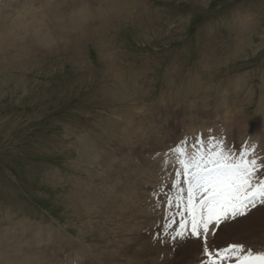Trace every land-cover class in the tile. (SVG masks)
<instances>
[{"label":"rangeland","instance_id":"1","mask_svg":"<svg viewBox=\"0 0 264 264\" xmlns=\"http://www.w3.org/2000/svg\"><path fill=\"white\" fill-rule=\"evenodd\" d=\"M26 1L32 2L29 8L26 6L24 8ZM39 1L22 0L21 7L15 5L11 10L23 19L22 12L32 7L36 12L41 11L39 14L44 17L46 8L44 5L53 6L54 2L58 4L60 13L65 14L69 13V7L71 11L82 4H88L91 8L101 5L99 0H41L38 4ZM130 1H133V4H130ZM7 2L9 0H0V7L5 8ZM124 6L119 0L114 6H108L106 13L108 15L117 13L122 11ZM124 10L127 12L133 10L130 13L135 12V15L128 17V23L122 21L110 26L104 37L97 40H92L101 35L97 30L90 38L80 39V32L75 28L72 36L73 29L67 30V27H63L67 36L62 39L54 36L53 42L49 44L36 47L27 43L24 45L27 50L23 48L22 53L18 51V45L16 48L13 47L14 52L8 51L10 46H7L5 51L0 49V236L3 238L8 233L10 237L13 230L12 232H15H11L12 237L7 239L11 240L13 246L20 238H22L20 242L29 243L28 230L25 226L36 222L39 230L42 229L38 232L42 239L54 237L57 233L52 235V230L56 228L81 238L89 248V251L84 250L86 247L74 239L70 244L67 238L71 236L68 233H66L68 237L62 235L58 238L60 245L56 247L49 242L42 244L33 242L35 245L32 244L34 253L32 258L37 256L35 264L46 263L38 249L47 246L54 248L53 250L57 249L55 251L57 259L61 252L66 254L67 249L71 248L70 245L78 252L76 256L88 259L83 264L86 262L98 264L90 255L101 253L102 250L99 249L103 246L101 242L108 244L109 248L119 255V261L108 258L109 262H114L112 264H153L156 261L175 264L181 251L188 249V246L177 245L179 240L173 242L169 236L164 235L163 229L167 222L164 213L161 214V209L165 212L168 208L167 205L165 209L162 208L161 202L162 199H166V192L154 196V191L156 193L163 190L164 183L150 184L148 186L151 191L150 197L141 192L142 190L135 189L138 190V198L143 201L139 204L144 206L143 210L147 209L150 212L152 220L144 213L142 216H146V220L142 219V222L139 219L137 223L132 224L134 227L130 232L127 231L128 236L125 238L127 240L125 245L128 247L121 245L119 238H124L125 234L117 238L116 226L118 223L124 225L125 222L118 219L127 217L133 208L118 203V198L124 196L119 194V189L122 186L126 187L130 198L129 189L135 188L131 185L130 177L135 174L137 176L142 169H153L150 166L151 160H148L150 157L164 161L162 172H169L170 175L171 172L175 173V159L169 149L174 148L178 141L191 137L198 131L205 132L203 134L206 140L210 136H217V139L227 142L226 144L236 151L243 148L244 143L249 144L248 142L252 140L248 134L241 135L233 130L228 133L222 122L229 118L225 108L234 113V109L229 106L234 85L243 84L244 91L250 94V100L258 95L257 86L264 84V0H129ZM127 12L123 11L124 14ZM45 18L41 20L42 24L43 22L45 24ZM245 18L251 24L254 22V25L242 21ZM3 22L7 21L1 11L0 23ZM88 22L89 20L85 25ZM103 23L106 24V21ZM243 25H246L247 30L242 28ZM4 31L0 30V37L4 36ZM90 32L92 31H88ZM145 66H148V69ZM219 86H222V90L216 99L214 90H219ZM116 89L135 91L139 93L140 99L134 96L136 94L132 95L133 102H121L120 96L115 97V101L109 99ZM245 92L242 96L248 95ZM204 94L210 95V98L212 96L213 99H210L213 107L209 109L212 116L208 119V122L212 123L208 124L196 119L192 121V117L199 116V110L206 106L203 105L204 99L199 97ZM255 100L256 97L246 108L243 116L242 123L245 127L250 117L255 118L256 123L260 119L258 116L264 118V110L255 113L258 107V100ZM178 102L183 106L180 108L171 106ZM186 103L196 105L198 113L186 115L190 110V107H185ZM131 104L134 105V109L129 111ZM164 104L171 105L165 108ZM176 109H182L183 116L176 115L175 120H167L166 114L172 115ZM143 113L146 117L148 114L153 116V119L150 117L151 122H146L144 126L155 124L154 117L159 123L151 125L154 132L151 130L146 135L145 139L150 140V143L145 145V149L139 145L132 148L130 142L143 140V135L133 132L137 126L133 127L126 121L129 120L128 117H132L135 125L142 119ZM189 115L191 118L186 117ZM180 120L188 121L189 124L182 121L178 123ZM176 121L178 124L170 136L167 127L170 125L174 127ZM229 122H233L232 117L229 118ZM123 123L128 128L124 132L121 128ZM251 128L252 126L250 134ZM209 129H212L214 134L209 133ZM257 136H260L259 131L254 135L255 138ZM91 142L97 144L95 148L97 153L94 150L92 152L97 154L99 160H104L102 163L104 162L105 166L99 162L94 168L84 163L86 160L84 149ZM189 143L194 141L189 140ZM155 145H158L159 151L147 152L148 146L154 148ZM97 158L94 159L95 163L99 161ZM109 167L112 170H109ZM153 171L157 172L155 169ZM94 173L97 174L94 186L99 188L97 190L92 188L94 192L108 189L107 195L111 201L119 205L115 204L114 208L109 210L110 219L108 218L106 222L110 224L108 228L112 235L108 238L102 237L105 240L82 233L81 230L87 222L97 220L96 216L87 218L76 208L75 195L79 196L78 190H87L83 182L86 180L92 182ZM161 175L160 181H164L166 174ZM154 180L155 177L151 181ZM131 192L134 195V190ZM135 199L139 200L134 197ZM101 208L107 210L104 205ZM134 208L136 209L135 205ZM114 210L117 218L112 212ZM262 210L252 214L249 212L231 224H222L219 231L216 229L215 238L209 240V244L210 242L213 244L211 247L216 244L215 246L220 248L230 244L228 242H233L253 248L245 243H252L257 237H262L261 242L264 243ZM178 226L179 223L175 229ZM44 227L47 230H44ZM199 241L202 245H199L196 253L200 255L195 258L193 254L190 261H204V242L201 239ZM158 244L160 245L157 246ZM1 246H5L4 239ZM165 248L169 254L165 253Z\"/></svg>","mask_w":264,"mask_h":264},{"label":"bare ground","instance_id":"2","mask_svg":"<svg viewBox=\"0 0 264 264\" xmlns=\"http://www.w3.org/2000/svg\"><path fill=\"white\" fill-rule=\"evenodd\" d=\"M41 1V0H40ZM40 1L38 2V4L40 3ZM119 0H99V2L101 3L98 4L96 6V8H91L88 4H82V5H79V6H76L74 9H72L70 11V8H68L69 10V13H60L59 11V8H58V4H56L54 2L53 6L51 5H44L45 8V24L43 22V24L41 23V20L44 19V17H42L41 14H39L41 11L39 12H36L33 10V7L32 9H28V10H24L22 13L23 14V19L21 17H18V13H14L15 11L14 10H11L12 7H14L15 5L17 6H20L22 5V0H9V2H7V5H5V8H2L0 7V12L2 11V14H3V18L6 19L7 22H3V23H0V30H5L4 31V36H1L0 37V49L2 50H6L7 49V46H10L8 48V51H12L14 52L13 50V47L16 48L19 47V52L22 53L24 50H27L25 49L24 45L27 44V43H30L36 47L40 46V45H46V44H49L51 42H53L54 40V36H57V39H62L64 38L65 36V31L63 27H67V30H70V29H73L72 31V36L74 35V28L80 32V39H83L84 37L85 38H90L94 31L97 30L98 33H100L101 35L100 36H97L95 38H93L92 40H97L101 37H104V34L106 33L107 29L112 26V25H115V24H118V23H121L122 21L125 22V23H128V17L129 16H134L135 15V12L134 13H130L131 11L133 10H129L127 12V10H124L127 6H128V3H129V0H120L121 4H125L124 8L122 9V11H119L117 13H112L110 15H108L106 13V10L108 9V6H114L115 5V2H118ZM131 3L130 4H133V1H130ZM50 3V2H49ZM29 4H32V2H29V1H26L25 5H24V8L25 6L27 8H29ZM101 6H103V12H101ZM36 7V6H35ZM35 9V8H34ZM58 13H57V12ZM123 11L127 12L126 14L123 13ZM119 14V15H118ZM89 22L85 25L86 21ZM106 21V24L103 23V21ZM242 21H245L246 23H249L251 24L250 22H248L249 20H246V18ZM243 22V24L245 23ZM254 22H252L251 25H254L253 24ZM130 24V23H129ZM248 27V26H247ZM7 28V29H6ZM243 29L246 28V25H243L242 26ZM247 30V28H246ZM88 31H92L90 33H88ZM55 32V33H54ZM247 32V31H246ZM65 40V39H63ZM90 40V39H88ZM86 40V41H88ZM5 42V43H4ZM83 42V41H82ZM24 43V44H23ZM24 48V50H23ZM35 48V47H34ZM238 50V49H237ZM236 53V52H235ZM228 58V57H227ZM213 59V58H212ZM108 60V59H107ZM210 61V60H209ZM228 61V60H227ZM206 62V61H205ZM153 64V63H151ZM156 64V63H155ZM160 64V63H159ZM107 65H110V64H107ZM147 65V64H146ZM209 65V64H208ZM212 65V64H210ZM216 66V65H215ZM146 67V66H145ZM150 67V66H149ZM148 69V66L146 67ZM197 68V67H196ZM214 75V74H213ZM124 76V75H123ZM146 83V82H145ZM221 84V83H220ZM212 86V84H211ZM243 84L241 85H234V92L233 94L231 95V103L229 104V106L231 105V107L234 109V115L232 114V111L229 110V108H225L226 112H227V116L230 118L232 117L233 118V122H229V118L222 122L223 123V128L225 130L228 131H234L235 133H241V135H251V138L252 140H250L247 144L248 145H254L257 149H255V154L258 156V157H261L262 161H264V118L262 116H258L257 118H260L259 121L256 123V120L255 118H251L250 117V120L248 122V124L246 125V127L244 126V124L242 123V120L243 119V116L245 115L246 113V108L248 106H250V104L253 103V99L256 97V100H258V107H257V110H256V114H258L261 110H264V84H259L257 87H258V95L257 96H254L252 98H250L249 100V96L250 94L246 93L244 91V88L242 87ZM144 87V86H143ZM119 88V87H118ZM171 88V87H170ZM212 89V88H211ZM117 91L115 93H111V96H109V99L111 100H114L115 101V97H119L120 96V99L122 100L121 102L123 101H132L133 102V99H132V95L133 94H136L134 96L138 97L139 98V93H136L135 91H131L130 89H128L129 91L125 90V89H116ZM222 90V86L220 87L219 86V90H214V98L217 99V97H219V93L221 92ZM225 92V91H224ZM244 92L245 94H248L246 96H242L244 95ZM226 93V92H225ZM254 93V92H253ZM179 94V92H178ZM213 94V93H212ZM185 95V94H184ZM230 95V94H229ZM255 95V94H254ZM199 97H202L204 99V103L203 105L205 107H203L204 109H202L201 111L199 110V116L197 117H192V121L194 122V120L196 119V121H202L204 124H208V123H212L211 121L208 122V119L212 116L210 115V112H209V109L213 107L212 103L210 102V99H212V96L210 98V95L208 94H204V95H200ZM131 98V100H130ZM138 98H135L136 100ZM146 98V97H144ZM185 99V97H183ZM226 98V97H225ZM140 99V98H139ZM191 100V99H190ZM202 100V99H201ZM213 100V99H212ZM255 100V101H256ZM142 101V100H141ZM215 101V100H214ZM254 101V103H255ZM220 102V101H219ZM228 102V101H226ZM139 103V102H138ZM145 103V101H144ZM195 103V102H193ZM120 104V103H118ZM137 104V103H136ZM143 104V103H142ZM226 104V103H225ZM244 104V105H243ZM160 105V104H159ZM165 105V108H167L169 105L171 104H164ZM255 105V104H254ZM171 106H173L174 108H180L181 106H183V104H180V102L178 103H174L172 104ZM207 106H210L209 108ZM134 105L131 104V106L129 107V111L134 109L133 108ZM185 107L189 108L190 107V110L189 112H186V115L187 113H189L190 115H193V114H197V106L196 105H193V104H190L188 105V103L185 104ZM217 107V106H216ZM214 107V108H216ZM222 107V106H221ZM186 108V110H187ZM207 108V109H206ZM213 110V109H212ZM220 110V109H219ZM188 111V110H187ZM134 112V111H133ZM139 112V111H138ZM145 113L147 111H144ZM156 112V111H155ZM212 112V111H211ZM215 112V111H214ZM217 112V111H216ZM215 112V113H216ZM129 113V112H128ZM132 113V111H131ZM135 113V112H134ZM183 113L184 111L182 109H179V110H175L174 114L172 115H168L166 114V117L167 120L168 119H171V120H175L174 117H176V115H181L183 116ZM218 113V112H217ZM216 113V114H217ZM133 114V113H132ZM157 114V113H156ZM145 114L143 113L141 116V120L138 121L137 123H135L134 125V122L133 121V118L132 117H128L129 120L126 121L128 122L129 125L133 126V127H136L134 129L133 132H136L138 134H141L143 135V140H132L130 143H131V147L132 148H137L138 145L142 148L146 147L145 145L149 144L150 143V140H146L145 137L146 135L151 132L152 130V127L151 125H157L159 122L157 121L156 122V119L154 117V120H155V124H151L149 126H144L146 122H151V118L153 119V116L151 114H148V116H144ZM154 115V113H153ZM189 116H186L187 118L190 117ZM215 115V114H214ZM130 116V115H128ZM160 115H158V118H159ZM218 116V115H217ZM226 116V118H227ZM126 117V115H125ZM151 117V118H150ZM120 118V117H119ZM118 118V119H119ZM127 118V119H128ZM191 118V117H190ZM236 118V119H235ZM263 118V119H262ZM137 119V118H136ZM166 119V118H165ZM109 120V119H108ZM139 120V119H138ZM255 120V122H254ZM116 121V120H115ZM182 120H180L178 123H180ZM191 121V120H190ZM223 121V120H222ZM183 123H188V121H182ZM244 122V121H243ZM254 122V123H253ZM120 123V121H119ZM175 125L174 127L170 125V127H167V130H170L168 131V134L170 136H172V132L175 130V127L176 125L178 124L177 121L174 122ZM202 123V124H203ZM232 123V124H231ZM253 123V125H252ZM161 124V123H160ZM173 125V124H172ZM216 126V125H215ZM252 126L251 128V134H250V127ZM234 127H236L234 129ZM255 127V128H254ZM123 132L124 130H128V128L126 126H124V123L122 124L121 126ZM159 128V125L158 127ZM215 128V127H214ZM109 129V128H108ZM156 129V128H155ZM121 130V129H120ZM219 130V129H218ZM115 132L117 130H114ZM153 131V130H152ZM221 131V130H220ZM260 132V136H257V138L254 137V135L257 133V132ZM114 132V133H115ZM154 132V131H153ZM163 132V131H162ZM222 132V131H221ZM121 133V132H120ZM161 133V132H160ZM213 133V132H212ZM220 133V132H219ZM106 134V133H105ZM112 134V133H111ZM110 134V135H111ZM214 134V133H213ZM225 134V132H224ZM108 135V133H107ZM151 135V134H150ZM154 135V134H153ZM216 135V134H215ZM220 135V134H219ZM113 136V135H112ZM121 136V135H120ZM133 136V135H132ZM140 136V135H139ZM156 136V135H155ZM214 136V135H213ZM233 136V135H232ZM239 136V134L237 135ZM142 137V136H141ZM217 137V136H216ZM149 138V137H148ZM240 139V138H239ZM255 139V140H254ZM238 140V139H237ZM105 141V140H104ZM124 141V137H123V140ZM129 141V140H128ZM227 141V140H226ZM120 142V141H119ZM126 142V141H125ZM123 142V143H125ZM118 143V142H117ZM122 143V142H121ZM227 143V142H226ZM244 143V142H243ZM245 144V143H244ZM88 147L86 149H84L85 151V162L89 167L91 166H96L99 162L101 165H104L102 163V161L104 160H99L95 153H93L92 151L94 150V152L97 153V151H95L96 149V146L97 144L95 142H91V144H87ZM107 145V144H106ZM124 146V145H123ZM246 146V147H247ZM126 147V146H125ZM140 148V149H142ZM145 149V148H144ZM147 152L149 153H153V151H159V147L158 145H155L154 148L153 147H150L148 146L147 148ZM123 150V149H122ZM133 150V149H132ZM137 150V149H136ZM126 151V150H125ZM83 154V153H82ZM158 154V152L156 153ZM95 155V156H94ZM118 155V154H117ZM123 155V154H122ZM89 156L91 158H89ZM100 156V155H99ZM102 156V155H101ZM159 156V155H158ZM162 156V155H161ZM109 157V156H108ZM107 157V158H108ZM113 157V156H112ZM98 159L97 163L94 162V159ZM102 158V157H101ZM163 158V157H162ZM106 159V158H104ZM173 159V158H172ZM171 159V160H172ZM175 159V158H174ZM149 161L151 160V165L153 169H155L157 172H154L153 169H142V172L139 173L137 176L136 174L132 177H130V179L132 180V187H135V188H131L129 189V192H130V198L128 196V189H126V187H121V189H119V194L120 195H124L123 197H119L118 198V203L121 205V206H131L133 209L128 212V216L127 217H122V218H119L118 220L120 222L124 221V225L121 226V224H117V230H118V234H117V238L118 236L122 235L124 236V238H119L120 239V242L121 245L123 246H127V244L125 245V242L127 241L125 238L126 236H128L126 233L127 231L130 232L131 229L134 227L132 224L135 222L137 223V221L140 219L142 221V219H145L146 216H142L144 213H146V215L148 216L149 219H151L152 216L149 215L150 212L146 210H143V207H142V203L143 201H140V199L138 198L139 195H138V190H135V189H139L142 190L141 192H144L145 195H148L150 197V190L148 189V186L152 183H155V184H158L160 183V185L162 183L164 188L163 190V194H165L166 192V199H162V202H161V205H162V208H166V205H167V197L169 196H174L175 194V189H172L171 188V184L173 182V179L175 178V173L171 172V175L169 172L165 173L164 171L162 172V169H163V164H162V161L161 159H158V158H154V157H150L148 159ZM156 161V163H154V161ZM165 160V159H164ZM111 161V160H110ZM113 161V160H112ZM124 161V160H123ZM106 162L108 164V161L106 159ZM114 162V161H113ZM111 162V163H113ZM164 162V161H163ZM173 162V161H171ZM116 163V162H114ZM165 164V163H164ZM171 164V163H170ZM100 165V166H101ZM105 166V165H104ZM111 166V165H110ZM117 166V165H116ZM149 166V167H150ZM168 166V165H167ZM98 167V166H97ZM108 167V166H107ZM114 167V166H113ZM170 167V165H169ZM95 168V167H94ZM110 169L109 170H112L111 167H109ZM120 168V167H119ZM148 168V167H147ZM122 169V168H121ZM172 169V168H171ZM94 171V169H92ZM108 170V169H107ZM119 170V169H118ZM119 172V171H118ZM125 172V171H124ZM136 173V172H135ZM161 173H163L164 175L166 174V178L164 181H160V179L162 178V175ZM134 174V173H133ZM147 175V176H145ZM94 177H90L92 178V182L90 180H86L85 182H83L85 184V187L87 188L86 189H81V190H78L79 192V196L78 194L75 195V198H76V208H78L85 216H87V218L89 217H93V216H96V220L97 221H89L90 223H86L85 224V227L82 231V233H85L91 237H93V235H95L96 237L98 238H101L102 240H105L103 238H108L109 236H111V232H110V229L108 228V224H107V219L109 218L110 219V215H109V210L112 208H114V205L117 204V203H113L111 201V198L110 196L107 195V190L106 189H101L98 193H95L94 190H97L99 188H96L94 186V182H95V178L97 177V174L94 173L93 175ZM111 176V175H110ZM126 176L128 177L129 176V173L126 174ZM142 177V178H140ZM153 177H155V180L154 181H151L153 179ZM104 178V177H103ZM107 178V177H106ZM139 179V180H137ZM117 180V179H116ZM111 181V180H110ZM139 181H141L142 183H140ZM101 183V182H99ZM82 184V185H84ZM96 184V183H95ZM113 184V183H112ZM87 185L89 187H87ZM98 185V184H97ZM106 185V184H105ZM101 186V185H100ZM115 186V185H114ZM128 186V185H127ZM130 186V185H129ZM137 186V187H136ZM94 190H93V189ZM101 188V187H100ZM104 188V186H103ZM113 189V187H112ZM134 190V195L131 191ZM109 191V190H108ZM107 195V196H106ZM111 195V194H110ZM139 199V200H134V197ZM148 197V198H149ZM147 198V199H148ZM74 199V198H73ZM116 199V198H115ZM146 200V199H145ZM134 201L136 203H134ZM78 202V203H77ZM141 203V204H139ZM147 203V202H146ZM104 205L105 206V209H107L106 211L104 210H101V206ZM118 205V204H117ZM134 205L136 206V209L134 208ZM119 206V205H118ZM264 208V205H257L256 208L252 209L250 212L251 214L254 213V212H258V211H261L262 209ZM145 209V208H144ZM117 211V209H115ZM115 210L112 211L114 216L117 218V214L115 213ZM129 207H128V211H129ZM141 210V211H140ZM264 210H262L263 212ZM121 212V211H120ZM164 211L161 209V214H163ZM261 214V212H259ZM250 215V214H249ZM154 216V215H153ZM121 217V216H120ZM175 217H177V215H175ZM123 218H126V220H122ZM155 218V217H154ZM249 219V217H247ZM177 219V218H176ZM241 218H237L236 220H234L233 222H236L237 220H239ZM23 220V219H22ZM129 220V221H128ZM146 220V219H145ZM152 220V219H151ZM243 220V219H242ZM117 221V220H116ZM86 222V221H85ZM143 222V221H142ZM156 222V221H155ZM1 223V222H0ZM22 223V222H21ZM111 223H112V220H111ZM114 223V222H113ZM129 223L131 226H128ZM140 223V222H139ZM138 223V224H139ZM151 223V222H150ZM150 223H148V225H150ZM232 222H227V223H224V225H227V224H231ZM19 224V223H18ZM127 224V225H126ZM145 224V222H144ZM153 224V223H152ZM156 224V223H155ZM20 225V224H19ZM18 225V226H19ZM116 225V223L114 224ZM120 225V226H119ZM223 225V226H224ZM16 226V225H15ZM21 226V225H20ZM61 226V225H60ZM110 226V224H109ZM139 226V225H138ZM137 226V227H138ZM142 226V225H141ZM155 226V225H154ZM79 227V226H78ZM107 230H106V228ZM222 225L219 227V229H221ZM226 227V226H225ZM228 227V226H227ZM12 228V227H11ZM25 228L28 230V237H29V243L28 241L26 243H22V241L20 242V240L22 238H20L19 240L17 239H14L17 240L15 243H17L16 245L14 244V246L12 245V242L11 240H7L9 238L12 237V234L11 231L10 232V237H8V233H7V236H3L2 238V235L0 236V264H35L36 261H37V256L35 258H32V256H34V253H33V245L32 244H38V243H43V242H49L50 244H55L53 247H56L59 244V241H58V238L59 237H62V235H64V237H68L66 233H68L67 231H65L66 233L64 232H61L60 229H53L52 230V235L55 234L54 237H51L50 239H42L40 236V234H38V232L42 229L39 230V226L38 224L35 222V224H26ZM45 228V227H44ZM64 228V227H63ZM112 228V227H111ZM136 228V227H135ZM144 229V228H143ZM231 229V228H230ZM9 230V229H8ZM16 230V229H15ZM44 230H47V228H45ZM114 230V229H113ZM10 231V230H9ZM18 231V230H17ZM24 232H26V230L24 229L23 230ZM79 231V230H78ZM137 231V230H136ZM219 231V230H218ZM221 231V230H220ZM232 231V230H231ZM8 232V231H6ZM15 232V231H14ZM12 232V233H14ZM42 232V231H41ZM49 232V231H48ZM143 232V231H141ZM147 232V231H146ZM2 233V232H1ZM32 233V234H31ZM47 233V232H45ZM81 233V232H80ZM223 233V232H222ZM230 233V232H229ZM22 234V233H21ZM69 234V233H68ZM136 234V233H135ZM147 234V233H146ZM231 234V233H230ZM49 235V234H48ZM71 236V238H67L69 239V242H71L70 244H72V239L78 241L79 243H82L84 247H86L84 250H88L89 251V248L87 247V245L83 242V240H81V238L79 237H76V236H73L71 234H69ZM130 235V233H129ZM132 235V234H131ZM216 235V230H215V234L214 236ZM262 235V234H261ZM26 236V237H27ZM36 238H34V237ZM78 236V235H77ZM133 236V235H132ZM137 236V235H136ZM25 237V238H26ZM103 237V238H102ZM113 237V236H112ZM130 237V236H129ZM115 238V236H114ZM213 238L212 235H209L208 237V240H207V243L209 244V240H211ZM3 239L5 240V246H1V243H3ZM118 239V240H119ZM135 239V238H134ZM139 239V238H137ZM146 239V238H145ZM233 239V238H232ZM243 239V238H242ZM263 238L262 237H257L254 239V241L251 243H245V244H250L254 249H257L256 251L258 250H261V251H264V243L261 242ZM113 240V238H112ZM117 240V239H116ZM200 239H196V238H190V239H186V240H183V241H178L177 245L180 244V246L182 247H185V245L188 246V249H184V251H181V255L178 257V259H176L175 261V264H194V262L197 264H200L201 262L198 261L196 262L195 261H190V258L193 254H195V258L196 256L200 255V253H196L197 250L199 249V245H202L201 242L199 241ZM111 241V240H110ZM144 241V240H143ZM152 241V240H151ZM25 242V241H24ZM34 242V243H33ZM63 242V241H62ZM118 242V241H117ZM135 242V241H134ZM145 242V241H144ZM200 243V244H199ZM228 243H233V242H228ZM227 243V244H228ZM34 244V245H35ZM101 244L103 246H101V253H92L93 255H90V258L91 256L93 257L94 259V262H98V264H103L106 262L108 264H112L114 262H109L108 261V258H110V260H112V258H114L116 261H119L120 260V257L119 255L116 253V251L114 250H111L109 248V245L104 243V242H101ZM131 244V243H130ZM137 244V243H136ZM142 244V243H141ZM190 244H193V245H190ZM97 245V244H96ZM160 244H158L157 246H159ZM71 248L67 249L66 251V254L61 252L60 256H58V258L56 259V252L57 249L53 250L54 248H50L49 246L47 247H42L41 249H38L39 250V254L41 255V258L45 260V264H83L85 261H88V259H83V257L81 256H76V253H78L75 249V247L73 245H70ZM76 246V245H75ZM136 246V245H135ZM140 246V245H138ZM90 247V246H89ZM95 247V246H94ZM128 247V246H127ZM225 247V246H224ZM67 248V247H66ZM130 248V247H129ZM140 248V247H139ZM146 248V247H145ZM83 250V248H80ZM95 249V248H94ZM142 250V248H140ZM81 250V251H82ZM83 250V251H84ZM135 250V249H134ZM137 250V249H136ZM145 250V249H144ZM188 250V251H187ZM86 251V252H88ZM91 251H94V250H91ZM96 251V250H95ZM80 252V251H79ZM125 252V251H124ZM85 253V252H84ZM120 253V252H119ZM165 253L166 254H169L168 250L165 248ZM185 253H187L185 255ZM59 254V253H58ZM88 254V253H87ZM86 254V255H87ZM91 254V253H90ZM121 254V253H120ZM36 255V253H35ZM130 255V254H129ZM143 255V254H141ZM147 255V254H146ZM145 255V256H146ZM73 256V257H72ZM84 256V255H83ZM99 258H98V257ZM117 256V258H116ZM72 257V258H71ZM131 257V256H130ZM159 258V257H158ZM34 259V260H33ZM75 259V260H73ZM77 259V260H76ZM107 259V260H106ZM140 260V259H139ZM157 260V259H156ZM155 260V261H156ZM165 260V259H164ZM204 260V259H203ZM35 261V262H34ZM87 264V262H86ZM122 264V263H121ZM153 264H167V263H163V262H154Z\"/></svg>","mask_w":264,"mask_h":264},{"label":"snow or ice","instance_id":"3","mask_svg":"<svg viewBox=\"0 0 264 264\" xmlns=\"http://www.w3.org/2000/svg\"><path fill=\"white\" fill-rule=\"evenodd\" d=\"M169 152L175 158V178L167 205L175 206L180 217L178 229H167L165 235L175 242L202 239L201 264H264V251H254L243 243H230L224 248H210L207 240L222 224L246 216L257 205H264V161L255 154V146L239 151L222 139L200 137L194 143L181 140ZM167 155V154H166Z\"/></svg>","mask_w":264,"mask_h":264}]
</instances>
